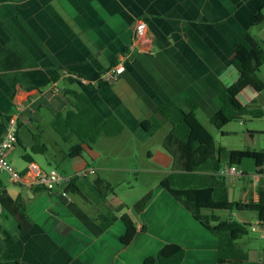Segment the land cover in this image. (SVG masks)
<instances>
[{
    "label": "crops",
    "instance_id": "0c3cea01",
    "mask_svg": "<svg viewBox=\"0 0 264 264\" xmlns=\"http://www.w3.org/2000/svg\"><path fill=\"white\" fill-rule=\"evenodd\" d=\"M262 6L264 0H0V137L5 127L3 117L13 106L22 104L25 115L9 162H18L15 152L21 147L42 170L52 169V163L46 165L40 154L30 152L34 128L47 147L46 153L51 146L56 149L52 160L63 166L61 173L94 170L85 178L91 189L96 181L113 184L109 176L120 171H132L139 177L140 170L114 166L112 162L132 160L135 144L145 147L160 132L150 136L141 123L158 115L165 101L172 100L188 112L183 93L197 105L195 116L203 115L209 122L218 110L215 99L238 77L231 65L234 46L248 32L264 43V24L251 27ZM136 19L146 23L150 43L134 51L116 82L97 89L71 77H60L64 69L92 80L116 64L130 44ZM56 71L60 75L58 91L52 95L50 81ZM259 77L264 82V65ZM247 89L239 101L248 104L256 100L264 108V90L256 93ZM69 91L84 93L102 117L116 116L124 126L123 132L117 137H100L91 147L82 145L81 156L68 158L67 148L77 140L71 137L63 142L51 123L55 113L75 102ZM22 127L28 133L21 134ZM49 129L54 135L44 136ZM168 133L169 126L160 146L154 152L144 151L149 163L164 168V175L142 196L149 194L150 199L140 213L133 209L139 200L118 214L124 206L121 199H110L109 194L102 197L94 191L117 216L105 231L93 218L95 209L82 197L66 198L58 191L20 186L0 174V191L12 200L23 199L30 224L27 230L19 229L16 217L0 209V264H146L149 259L157 264L155 257L167 244L183 248L181 264H225L217 257L216 238L160 186L171 172L172 158L161 147ZM25 167L14 168L22 171ZM245 168L252 171L247 164ZM144 173L156 171L147 169ZM239 183L243 193L239 201L256 202L258 186L251 187L249 182L246 195V188ZM233 193L228 190L230 200ZM123 215L135 225L127 244L122 242L126 232ZM245 220L255 223L252 216ZM5 232L13 238L9 247L4 244ZM262 247L264 242L248 250L243 247L248 259L242 264H262Z\"/></svg>",
    "mask_w": 264,
    "mask_h": 264
},
{
    "label": "trees",
    "instance_id": "16d2710c",
    "mask_svg": "<svg viewBox=\"0 0 264 264\" xmlns=\"http://www.w3.org/2000/svg\"><path fill=\"white\" fill-rule=\"evenodd\" d=\"M264 24V6L255 14L251 27L255 28ZM231 65L238 74L236 81L227 87L216 99L217 112L209 118V123L217 130L227 124L243 121V118L257 119L264 117V108L252 100L248 104L239 101L241 93L251 88L256 93L264 90V82L259 77V71L264 65V43L249 32L234 46V55ZM56 71L51 78V84L56 83L60 77H65L64 69ZM75 80L91 82L68 73ZM87 87H94L85 85ZM109 84L100 83L96 88L108 87ZM72 95L75 102L62 112L53 116L51 129L57 133L63 142H69L71 137L77 144L70 147L66 155L68 158L81 156L84 149L82 145L91 147L100 137H117L123 130V124L114 115L102 117L92 106L88 97L81 92H67ZM182 98L189 111L185 112L172 100L165 101L159 108V114L150 117L141 123V128L150 136L156 134L165 125L169 126V133L161 143L165 153L172 158L171 172L161 181L160 186L166 190L179 204H181L207 231L217 240V257L225 264H242L248 259V252L243 249L240 241L248 235V230L256 228L264 232V183L257 188L258 200L233 201L230 200L225 178L218 175L225 165L241 168L245 174L251 170L246 169V164H252L256 173H262L264 166V151L255 150H227L217 146L213 136L201 125L195 116L197 105L185 93ZM34 109V108H32ZM15 112V106L9 115L4 116L6 124ZM23 111L19 113L17 131L24 120ZM244 122V121H243ZM34 143L30 147L31 154H45L47 147L41 143L40 135H33ZM23 160L31 161L30 155H24ZM93 188L85 183V178L73 175L65 187V193L78 195L95 209L94 220L101 231L113 225L117 216L105 206L102 197L113 193V186L105 181H96ZM150 195L142 197L133 207L140 213ZM24 201L21 197L12 200L4 191H0V209L9 216L16 217L19 229L27 230L30 227L26 219ZM217 211L226 212V218H221ZM252 216L254 225L245 219ZM126 226L122 242L127 244L135 233V225L128 216H121ZM5 247L13 243L12 236L5 232ZM185 252L177 244H167L157 253V264H181ZM153 259L146 261L152 264Z\"/></svg>",
    "mask_w": 264,
    "mask_h": 264
},
{
    "label": "rangeland",
    "instance_id": "374dc122",
    "mask_svg": "<svg viewBox=\"0 0 264 264\" xmlns=\"http://www.w3.org/2000/svg\"><path fill=\"white\" fill-rule=\"evenodd\" d=\"M196 118L201 123V125L213 136L217 146H222L227 150L232 151L246 149L264 151V132H260L261 130H264V117L257 119H249L245 117L243 118L244 122L233 121L227 124L221 130H217L213 126H211L208 122V118L203 115L198 114ZM167 128L168 125L161 129L160 132L157 133V135L150 142H148V144L145 146L146 148L144 146H142L141 148L140 146L135 144V147L132 150L135 158H133L132 160H128L125 162H112L114 166L122 165L123 167L141 171L139 177H137L136 173L132 171H120L118 172V174L114 173L113 176L109 174V179L113 183L111 184L113 186V193L109 194L110 199L115 196L116 198L121 199L124 203L121 211L117 212L118 214L126 211L127 208H132L133 203L142 198L147 189L150 188V185H154L163 177L164 168L158 165L156 162L149 163L144 158V151L147 149L151 152H154L160 146V138L164 135ZM31 130L34 134L38 132L34 128ZM50 130L51 129L45 131L44 136H47L48 134L54 135L53 131ZM251 130H254V132H251ZM20 133H28L26 127H22ZM51 148L52 149H50L48 153L40 154L38 156L43 159V162L46 165L50 162L52 163V168L62 170L63 166L60 163L53 162L52 155L54 154V151H56V149L52 146ZM68 149L69 148H67V150ZM24 154L25 151L21 147H17L15 156L17 157L18 162L12 163L13 166L17 168V170L21 169L20 167L26 166V162L21 158ZM247 165L252 167V171H254L252 164ZM147 169H154L156 173H144V170ZM46 171H48V169ZM252 171H250L249 173H251ZM89 181H91L90 178ZM226 184L229 191H234V193L231 194V198L235 201H239L240 195L243 194L242 191H240L241 185L239 181L227 179ZM116 209L118 211L119 207ZM216 214L220 215L223 219L226 218L227 215L226 212L220 211H217ZM9 224H12V221ZM252 225H254V223H252ZM262 242H264V240H261L259 238L258 231H253L251 229L248 230V235L243 237V239L240 241V243L243 244V247L246 250L254 248Z\"/></svg>",
    "mask_w": 264,
    "mask_h": 264
},
{
    "label": "built area",
    "instance_id": "2783aa9c",
    "mask_svg": "<svg viewBox=\"0 0 264 264\" xmlns=\"http://www.w3.org/2000/svg\"><path fill=\"white\" fill-rule=\"evenodd\" d=\"M149 43L146 23L141 19H136L132 24L130 44L126 52L121 55L119 61L106 71L102 72L96 80H92L91 82L82 80L80 83L90 86H96L100 83L111 85L124 73V64L132 58L134 51L139 48L140 45H148ZM63 73L65 77L74 78L66 72ZM57 91L58 88L56 83L51 84L49 92L53 95L56 94ZM23 109L22 104L15 105V112L7 120L3 133L0 137V174H6L11 183L28 188H42L49 193L58 191L62 196L69 198L64 190L71 177L75 175L80 178H86L88 175L94 174V170L92 168L77 171L73 175H66L54 168L48 171L42 170L35 162H27L24 170L17 171L9 162L8 156L18 143L16 136L17 120L19 113L22 112ZM218 175L225 179L237 180L241 182L243 188H246V195L248 194L247 192H249V182L251 187L256 186V188L261 183H264V171H262V173L254 172L249 175L245 174L236 166L225 165L221 168ZM245 180H247L246 185L243 184ZM252 229L253 231L256 230V228ZM261 238L264 240V232H261ZM259 260L262 264H264V247H262Z\"/></svg>",
    "mask_w": 264,
    "mask_h": 264
}]
</instances>
